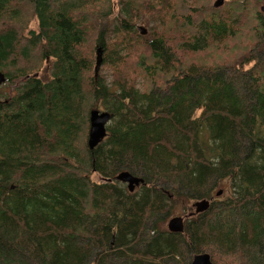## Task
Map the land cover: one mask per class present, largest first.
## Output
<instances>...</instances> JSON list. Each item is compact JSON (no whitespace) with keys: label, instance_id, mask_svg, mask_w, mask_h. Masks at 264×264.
<instances>
[{"label":"trees","instance_id":"obj_1","mask_svg":"<svg viewBox=\"0 0 264 264\" xmlns=\"http://www.w3.org/2000/svg\"><path fill=\"white\" fill-rule=\"evenodd\" d=\"M214 1L0 0V264H264V0ZM134 58L140 86L119 68ZM96 102L111 118L91 151ZM217 185L183 232L162 226Z\"/></svg>","mask_w":264,"mask_h":264},{"label":"rangeland","instance_id":"obj_2","mask_svg":"<svg viewBox=\"0 0 264 264\" xmlns=\"http://www.w3.org/2000/svg\"><path fill=\"white\" fill-rule=\"evenodd\" d=\"M114 1L116 2V0H114ZM213 6H214V3H213ZM116 12H117V10L115 9L114 16H115ZM112 18H113V16L107 18V24L109 26H111V24L113 22ZM149 19L150 18H148L147 16H144V17H142V18H140L134 22L135 26L143 27L144 29H146L147 33L145 35L149 34L150 27H153V25H154L152 22H150ZM36 29H37V21H36L35 17L30 14L28 16V20H27V24H26V28H25L24 32L26 33L29 30H36ZM176 51H178L177 52L178 54L181 53L180 50H178V49H176ZM183 57L184 56H181L180 59H182ZM188 58H189V56H188ZM139 65H140L139 61H137V59L134 58L133 60H126L125 65L123 64L119 67V68H123V66H124L127 75H131L133 70L139 71L137 74H135V73L133 74L134 76H136V78L134 79V82L136 83L137 86H140V84L142 83V79L146 80V78H147L146 75L142 74L143 70L139 69V67H138ZM49 67L50 66H48L46 62H43L42 65L40 66V70H38V72H36V73H38L37 75L43 79H47L49 76ZM115 68H117V67H115ZM113 70H114L113 66H110L107 64L104 65L102 62L98 68V74L102 77V79L104 80L105 83L111 84V82L113 80V76H112ZM13 88L14 87L10 86V85H4V84L1 85L0 86V93H1L0 99H4L3 98V96L5 95L4 93H6V95H9L10 93H12ZM92 105L96 106L97 108L100 107V110H104L103 107H101L100 102L93 103ZM88 129H89V124H88L86 132L88 131ZM93 179L96 182L105 181L104 178L98 174H94ZM125 185L126 184H124V186ZM219 189H222V186L217 185L216 187H213L212 190L209 192V195L207 197H198V196L189 197L185 194H181L180 196H177L175 203L173 204V206H171V213L169 216H167V218L163 222L162 226L167 229L168 221L170 220V218H172L174 216L182 217L183 222H185V220L187 218L193 217L194 215L198 214V213H195V207H194V203L196 201H199L203 198H206V199L211 198L208 200L209 202L219 201L220 196L215 195Z\"/></svg>","mask_w":264,"mask_h":264},{"label":"water","instance_id":"obj_3","mask_svg":"<svg viewBox=\"0 0 264 264\" xmlns=\"http://www.w3.org/2000/svg\"><path fill=\"white\" fill-rule=\"evenodd\" d=\"M223 4V0H216L214 7H219ZM138 30L142 35L147 33L146 29L138 26ZM101 49H96V59L94 72L98 74V68L101 65ZM5 82V75L0 71V85ZM111 115L109 112L100 109H91L89 112V131L87 137V147L93 151L97 145L106 137V125L109 122ZM116 180L125 183L129 192H133L136 187L144 183V179L140 176L133 175L128 170L119 171L116 175ZM222 194V190L219 189L216 192V196ZM210 202L207 199H201L194 203L195 213H202L209 208ZM167 229L170 232L181 233L184 230L183 218L174 216L170 218L167 224ZM188 264H214L211 261L210 255L206 252L195 254Z\"/></svg>","mask_w":264,"mask_h":264},{"label":"bare ground","instance_id":"obj_4","mask_svg":"<svg viewBox=\"0 0 264 264\" xmlns=\"http://www.w3.org/2000/svg\"><path fill=\"white\" fill-rule=\"evenodd\" d=\"M106 111V110H105ZM108 112V111H107ZM111 115V114H110Z\"/></svg>","mask_w":264,"mask_h":264},{"label":"flooded vegetation","instance_id":"obj_5","mask_svg":"<svg viewBox=\"0 0 264 264\" xmlns=\"http://www.w3.org/2000/svg\"><path fill=\"white\" fill-rule=\"evenodd\" d=\"M209 199H211V198H209Z\"/></svg>","mask_w":264,"mask_h":264}]
</instances>
